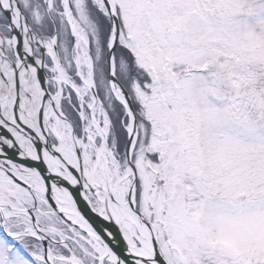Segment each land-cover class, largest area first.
<instances>
[{
	"label": "snow or ice",
	"instance_id": "obj_1",
	"mask_svg": "<svg viewBox=\"0 0 264 264\" xmlns=\"http://www.w3.org/2000/svg\"><path fill=\"white\" fill-rule=\"evenodd\" d=\"M0 264H264V0H0Z\"/></svg>",
	"mask_w": 264,
	"mask_h": 264
}]
</instances>
